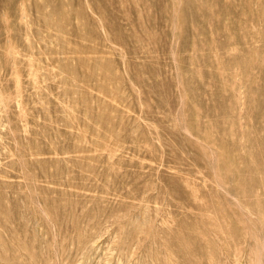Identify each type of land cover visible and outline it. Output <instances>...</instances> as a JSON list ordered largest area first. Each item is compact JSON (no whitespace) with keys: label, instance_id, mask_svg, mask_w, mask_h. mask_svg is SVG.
Instances as JSON below:
<instances>
[{"label":"rangeland","instance_id":"obj_1","mask_svg":"<svg viewBox=\"0 0 264 264\" xmlns=\"http://www.w3.org/2000/svg\"><path fill=\"white\" fill-rule=\"evenodd\" d=\"M0 264H264V0H0Z\"/></svg>","mask_w":264,"mask_h":264}]
</instances>
